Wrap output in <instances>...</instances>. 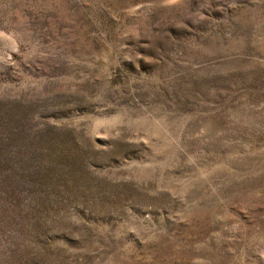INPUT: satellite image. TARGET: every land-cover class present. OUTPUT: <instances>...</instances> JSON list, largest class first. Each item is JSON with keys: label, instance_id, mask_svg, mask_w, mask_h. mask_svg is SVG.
I'll return each instance as SVG.
<instances>
[{"label": "rangeland", "instance_id": "rangeland-1", "mask_svg": "<svg viewBox=\"0 0 264 264\" xmlns=\"http://www.w3.org/2000/svg\"><path fill=\"white\" fill-rule=\"evenodd\" d=\"M0 264H264V0H0Z\"/></svg>", "mask_w": 264, "mask_h": 264}]
</instances>
